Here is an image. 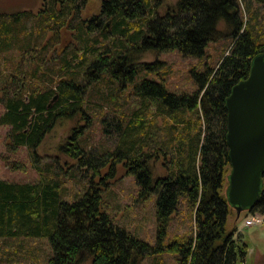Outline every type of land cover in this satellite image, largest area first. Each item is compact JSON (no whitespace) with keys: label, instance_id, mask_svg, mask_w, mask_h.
Instances as JSON below:
<instances>
[{"label":"trees","instance_id":"obj_1","mask_svg":"<svg viewBox=\"0 0 264 264\" xmlns=\"http://www.w3.org/2000/svg\"><path fill=\"white\" fill-rule=\"evenodd\" d=\"M164 1L102 0L100 11L85 19L90 0H44L37 13L0 12V125L9 127L10 150L27 149L39 175L36 183L0 179V240H46V264H83L88 257L92 264H143L163 253L179 255L180 264L245 261L248 245L237 238L241 214L226 194L232 170L226 101L249 77L253 59L264 54V27L249 0H177L165 7ZM34 19L35 29H27L25 23ZM64 32L73 36V45L49 62ZM226 38L232 45L217 66L193 70L192 93L167 89L166 62L142 61L149 53L170 51L203 59L211 42ZM42 77L40 87L34 80ZM95 118L113 144L103 152L104 146L85 136ZM68 121L76 124L59 151L91 178L72 201L56 164L42 163L38 154L46 137ZM160 128L166 134L158 140L153 130ZM160 155L169 157L162 164L165 175L155 174L152 164ZM118 165L136 176L143 195L157 197L155 246L117 225L104 207L107 182L100 171L108 166L105 177L113 179ZM181 201L194 212L196 229L166 244ZM232 210L236 222L228 229ZM250 212L264 216V172Z\"/></svg>","mask_w":264,"mask_h":264},{"label":"rangeland","instance_id":"obj_2","mask_svg":"<svg viewBox=\"0 0 264 264\" xmlns=\"http://www.w3.org/2000/svg\"><path fill=\"white\" fill-rule=\"evenodd\" d=\"M44 0H0V12L19 11L22 9H29L37 13L43 6ZM177 0H165L164 7L168 3L174 5ZM102 0H90L85 11H83V18L96 14L100 11ZM249 6L253 11L259 14L260 21L264 27V4L258 3L256 0H249ZM164 7L160 8L161 13H164ZM242 12L245 16L246 8L242 6ZM248 15V13H247ZM2 21L3 18H0ZM27 29L36 27V19L25 23ZM222 29L224 24L220 26ZM51 32L48 33L47 39L51 37ZM69 32L63 33V44L57 47L56 51L49 54L48 61L51 62L53 58L58 57L57 54L65 52L73 45ZM73 37V36H72ZM232 45V39L226 38L217 42H211L207 48L206 56L203 59H194L183 57L178 51H170L165 53H149L143 57V62H166L168 67V74L165 77L167 89L170 92L182 94L192 93L197 89V83L193 70L196 72H204L207 66H217L220 59L224 55L223 50ZM229 49L225 53L227 55ZM35 54V53H34ZM15 55V53H14ZM20 54L17 53V63L21 61ZM16 63V64H17ZM48 64V63H47ZM11 65V64H10ZM42 79H35L34 82L42 87L45 81ZM151 78L160 80L156 73L151 75ZM131 105H139L134 97H131ZM4 113V107L0 104V117ZM99 117V116H98ZM75 121H68L63 126H58L50 133L40 148L38 154L41 156L42 163H54L57 166L59 177L64 181V194L69 201L74 200L77 196L83 195L91 181L90 175L83 170H77V162L59 151V146L64 144L69 137ZM157 124L162 126V119H158ZM85 136L90 143L95 146H100L101 151L112 148V140L104 137L102 127L97 118L94 119L93 124L84 129ZM153 133L159 138L166 134L162 128L157 132L154 129ZM192 131V135H194ZM9 127L0 125V179L8 182L16 183H36L39 181V175L36 169L33 168V162L30 152L21 148L17 151H11L8 146L10 140L8 138ZM148 150L146 149V152ZM99 154V152H98ZM164 162H169V157L159 156L157 162L152 163L156 169L155 174L165 175L166 170L162 165ZM18 165V167H16ZM108 167V166H107ZM103 168L100 171L101 177L106 179L107 185L103 187L106 190L103 192L104 207L111 215L117 225L127 228L133 235L141 240L150 243L152 246L157 244V216H156V199L153 193L143 195L141 187L138 185L136 176L130 175L126 168L118 165L115 171V178L109 179L105 177L108 174V169ZM229 171L227 172V174ZM98 181L95 179V183ZM227 185V184H226ZM250 210H245L241 213L236 226L238 228L237 238L239 237L242 243L248 245V254L245 261L239 259L237 264H264V216H262V223L256 226H246V221L252 219L254 215ZM236 212L232 210V215L228 220V229H231L236 222ZM194 212L190 210L187 202L181 201L178 210L173 214L169 225L168 236L166 244H171L176 239H184L194 233ZM51 253L49 243L42 239L22 238L17 240L4 241L0 240V264H46L47 256ZM179 255L171 253H163L148 257L143 264H180L178 261ZM83 264H92L88 257Z\"/></svg>","mask_w":264,"mask_h":264},{"label":"water","instance_id":"obj_3","mask_svg":"<svg viewBox=\"0 0 264 264\" xmlns=\"http://www.w3.org/2000/svg\"><path fill=\"white\" fill-rule=\"evenodd\" d=\"M232 170L226 190L238 214L251 210L261 195L264 172V54L255 57L249 77L226 101Z\"/></svg>","mask_w":264,"mask_h":264},{"label":"built area","instance_id":"obj_4","mask_svg":"<svg viewBox=\"0 0 264 264\" xmlns=\"http://www.w3.org/2000/svg\"><path fill=\"white\" fill-rule=\"evenodd\" d=\"M263 219L262 216L260 215H254L252 219H249L246 221V226H256L262 223Z\"/></svg>","mask_w":264,"mask_h":264},{"label":"flooded vegetation","instance_id":"obj_5","mask_svg":"<svg viewBox=\"0 0 264 264\" xmlns=\"http://www.w3.org/2000/svg\"><path fill=\"white\" fill-rule=\"evenodd\" d=\"M17 63V62H16Z\"/></svg>","mask_w":264,"mask_h":264}]
</instances>
